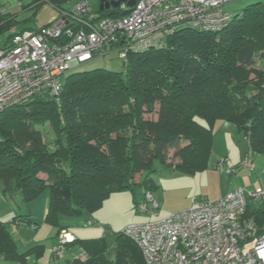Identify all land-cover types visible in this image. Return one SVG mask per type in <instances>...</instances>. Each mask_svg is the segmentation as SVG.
<instances>
[{
  "label": "trees",
  "instance_id": "trees-1",
  "mask_svg": "<svg viewBox=\"0 0 264 264\" xmlns=\"http://www.w3.org/2000/svg\"><path fill=\"white\" fill-rule=\"evenodd\" d=\"M46 1L59 11L66 0ZM126 13L98 11L104 17ZM231 16L214 32L178 27L165 48L129 54L125 72L73 71L64 76L59 96L37 95L2 109V192L30 203L47 190L43 221L58 234L66 228L60 215L93 213L110 194L134 185L151 192L154 162L166 165L169 148L177 159L170 164L174 171H204L219 119L242 134L247 155L264 154V6L251 4ZM15 23V14L0 13V32L9 33ZM153 113L156 119L145 117ZM244 218L264 234L263 209L247 206ZM77 244L86 257L66 264H144L122 232L115 236L112 259L101 241L74 239L69 248ZM43 255L41 244L19 252L0 222V261L26 264Z\"/></svg>",
  "mask_w": 264,
  "mask_h": 264
},
{
  "label": "built area",
  "instance_id": "built-area-1",
  "mask_svg": "<svg viewBox=\"0 0 264 264\" xmlns=\"http://www.w3.org/2000/svg\"><path fill=\"white\" fill-rule=\"evenodd\" d=\"M231 1L136 0L131 7L119 5L126 15L104 17L91 10L88 0H78L59 10L48 25L11 28L0 48V111L37 95L59 96L64 74L104 55L108 46L118 51L126 69L129 54L164 48L178 27L220 30L233 17L223 10ZM222 165L219 160L218 168ZM143 196L139 211L156 214L159 206L152 194ZM247 196L260 200L264 189L255 187ZM247 206L245 190L237 187L218 200L202 198L161 220L128 225L122 233L136 244L144 264H264V234L258 233L253 220L244 218ZM72 240L67 230H60L50 258L60 260ZM85 256L81 251L77 257Z\"/></svg>",
  "mask_w": 264,
  "mask_h": 264
},
{
  "label": "rangeland",
  "instance_id": "rangeland-1",
  "mask_svg": "<svg viewBox=\"0 0 264 264\" xmlns=\"http://www.w3.org/2000/svg\"><path fill=\"white\" fill-rule=\"evenodd\" d=\"M88 1L90 8L94 12H96L99 7V0ZM31 2H33V0H1L0 6L5 9L6 14L16 13L15 20L17 24L16 27L18 28H23L26 26L32 28L42 27L43 25L52 23L57 19L59 14L57 10L54 9L51 5L47 3H41V5L37 8H29ZM18 3L21 4V7H16L18 6ZM258 3L264 6V0H233L226 3L223 6V10L231 15H234L240 13L248 5ZM8 34V32H0V48H2L7 42ZM166 46L167 40L165 42V47ZM262 65L264 66V60H262V62L260 63L261 67H263ZM95 68H103L111 72L121 73L124 70L123 59L121 58L118 51L113 50L108 46L106 47L104 55L97 56L80 66L70 69L64 74V76L73 71H84ZM145 117L156 119L154 113L152 115H146ZM197 121L201 124H204L202 120ZM232 126L234 125L232 124ZM50 134V130L45 129L44 138L48 139L50 137ZM213 135L216 147L221 148L225 145L227 146V148H229L232 156L230 158L227 157V160H231L230 162H233L234 166L239 164V161L242 157L244 158L250 155L249 159L253 161H255L256 159V162L257 160H260L259 166L261 170L258 171L256 168V173L260 174L261 171H264V154L255 153L253 155H247L244 138L236 127L234 129V132H227L226 134L223 130H217L216 128L214 129L213 125L212 138ZM174 151V148L168 149L166 156V165L155 161L153 165V172L150 174L153 186H155L151 189V193L154 199L160 205L159 209L156 211V214L141 213L139 211L138 206L144 202V190L142 186L134 185L130 190L110 194L108 198L103 201L102 206L93 213L83 211L80 215L73 217H62V215H60L59 221L61 225L67 227L68 230L71 229V232L74 234L76 232V227L81 229H89V231L86 232V237H77V239L101 241L108 249L105 252V255L112 259L115 250H113L115 245V236L117 233L122 232L128 225L161 220L171 213L188 208L194 201H198L200 198H203V196H206L207 194V197L211 199L213 195H217L219 193V191L221 190V180H219V178L221 177V179L226 182L228 180V174L230 172H226V175L221 176L218 171L214 170L213 166L210 165L215 159L214 153H211L210 155L208 167L204 170V175L198 176L194 182L192 181L190 175L178 173L174 171L170 166V164L174 163L177 160L173 157ZM212 169L214 170V174L210 172L212 171ZM2 186L3 185L0 181V221L10 222L11 220H14V216L16 217V220L26 217L25 215L19 214L16 201H12L8 194H2ZM18 198L20 199L21 197L18 196ZM257 203L260 202L250 203L251 207H257ZM87 219L94 220V225L88 226L86 224ZM24 226L27 228V232L25 233L22 231V229L16 232V230H13L15 229L13 228V226V229H10V234L14 238L13 240L16 243L19 252L28 250L36 243H42V245H44L45 240L46 243L50 242L51 240H55L54 235L50 236V238H47L49 237L48 230L54 229V227H51V225L49 224H45L42 227L38 225V229H31L29 223L25 224V222H20V225L18 227ZM90 229H92V231H90ZM19 232L21 233V235ZM20 237L24 238L21 240ZM72 249L74 250H71L70 253V250L67 251L68 248H66L63 251V257L61 258V260H59L58 262L53 261L51 262V264H66L68 260H72L73 257L77 255L76 253H81L78 246H73ZM0 263L11 264L3 261H0ZM26 264L47 263L44 262V258L38 261L30 257Z\"/></svg>",
  "mask_w": 264,
  "mask_h": 264
},
{
  "label": "crops",
  "instance_id": "crops-1",
  "mask_svg": "<svg viewBox=\"0 0 264 264\" xmlns=\"http://www.w3.org/2000/svg\"><path fill=\"white\" fill-rule=\"evenodd\" d=\"M75 1L76 0H66V1H62V2L60 1L59 2L60 5H61L60 8H62V9L69 8L70 6H72V4ZM41 3H44V4L47 3V4H49L46 0H37L36 2H35V0H33V2H31V4H30L29 8L30 7L37 8V7H39L41 5ZM99 4H100V2H99ZM49 5H51V4H49ZM16 7H21V4L18 3V6H16ZM53 8L57 10V8H55V7H53ZM98 11L99 10H97L96 12H98ZM5 12H6L5 9H3L0 6V13H5ZM57 12H58V10H57ZM16 25L17 24L15 23V25L13 27H11V28H14L16 31L35 30V29L39 28V27L32 28V27H27V26L26 27H23V28H18V27H16ZM43 26H45V25H43ZM230 124H229V122H226V121H223V120H218L214 124V129L216 128L217 130H223L226 134H227V132H234L235 127L232 126V124L231 125ZM244 141H245L246 149H247V141L245 140V138H244ZM219 148L220 147H216L215 146V140H214V135H213V138H212V151H211V153H214L215 154V159H214L213 163L210 164V165H212L213 168H214V170L218 171L221 176L222 175H226L227 174L226 172H230L228 174L229 175L228 176V180L225 182L220 177L219 180H221V190L219 191V193L217 195H213L211 197V199H209L207 197L208 194L206 196H203V198H205L207 200H211V201L217 200V199L223 197L225 194H227L230 190H232V189H234L236 187H241V188H243L245 190V196H246V199L248 201V207H249V209L260 208V209H263L264 210V197L262 199H260V200L255 201V200L249 199L248 196H247V191H250V190L254 189L255 187H261V188L264 189V171H261L260 174H257L256 173V168H257L258 171L261 170V168L259 166L260 160H257V162H256V159H255V161H253V160L249 159V156L250 155L249 156H246L244 158L243 157L242 158L240 157L241 159L239 161V164L234 166L233 165V162H230L231 160H227V157L230 158L232 156L231 155L232 153L229 151V148H227V146H225V145L222 146L220 149ZM245 158H247V165H244L243 164ZM219 160H223V165H222L221 168H218V161ZM250 164L253 165L252 169L250 168ZM214 170L212 169V171H210V172L212 174H214V172H213ZM203 173H204V171L195 173L193 175H190L192 181L195 182V179L198 176L204 175ZM1 191H2V188H1ZM46 191H44L38 198H36L35 200H33L30 203H24L21 198L20 199L18 198V196L20 197V195H18V194L9 195V197H10V199L12 201L13 200L16 201V203H17L16 205H17V209H18L19 214L20 215H25L28 218V221H29L28 223H29L31 229L37 228L38 225L41 226L42 224L43 225L47 224V223H45L43 221L44 216H45V213H46V209H47L46 207H47L48 191H47V193H46ZM2 194H4V193L2 192ZM200 199H202V198H200ZM198 201H194V202H198ZM252 202H260V203H257V207L252 208L251 207V204H250ZM158 206H160L159 203H158ZM14 217H13V219H14ZM88 220H90V219H87V221ZM90 221H92L93 222L92 225H94V222L95 221L92 220V219ZM0 222H2V221H0ZM20 222H25V221H20V220H16L15 222H13L12 220L10 222L3 221V223L6 225V228L8 229L9 232H10V229H13V228H15L13 230H16V232L17 231H20V229H22V231L24 233L27 232V228L25 226L24 227H18L20 225ZM26 223L27 222H25V224ZM12 226H13V228H12ZM88 226H91V225H88ZM65 229H67V231L70 233L71 236H73L74 239H77V237H86L87 236V233L86 232L89 231V229H85V228L84 229H81V228H77L76 227L75 228V231L76 232L74 234V233L71 232V229L68 230L67 227ZM90 231H92V229H90ZM48 234H49V237H47V238H50V236H53L54 235L55 240H51L48 243L45 242L46 240L44 241V243L47 246L45 244L43 245L44 246V255L39 260H41V259L44 258V262L45 263L51 264V262H53V260L50 258L49 250L51 248H53L58 243V236H57V232H56V229L55 228L53 230L52 229L51 230H48ZM20 235H21V233H20ZM20 238L22 240L24 237H20ZM81 240H83V239H81ZM26 242H27V238H26ZM37 244L38 243H36L35 245H37ZM39 244L42 245V243H39ZM77 246L80 249V251H82V249L79 247L78 244H77ZM69 250H70V253H71V250H74V249L69 248V246H68V250L67 251H69ZM21 252H24V251H21ZM76 254L79 255V253H76Z\"/></svg>",
  "mask_w": 264,
  "mask_h": 264
},
{
  "label": "water",
  "instance_id": "water-1",
  "mask_svg": "<svg viewBox=\"0 0 264 264\" xmlns=\"http://www.w3.org/2000/svg\"><path fill=\"white\" fill-rule=\"evenodd\" d=\"M99 11L108 10L110 8H116L120 3H126L127 6L131 7L134 5L136 0H99Z\"/></svg>",
  "mask_w": 264,
  "mask_h": 264
},
{
  "label": "clouds",
  "instance_id": "clouds-1",
  "mask_svg": "<svg viewBox=\"0 0 264 264\" xmlns=\"http://www.w3.org/2000/svg\"><path fill=\"white\" fill-rule=\"evenodd\" d=\"M77 1H78V0H77ZM77 1H75V2H77ZM75 2H74V3H75ZM74 3H73V4H74ZM73 4H72V5H73ZM120 4H122V3H120ZM120 4H119V5H120ZM125 4H126V3H125ZM119 5H118V7H119ZM126 5H127V4H126ZM70 7H71V6H70ZM70 7H69V8H70ZM118 7H116V8L118 9ZM128 7H129V6H128ZM60 10H61V9H60ZM103 11H104V10H103ZM58 13H59V11H58ZM95 13L98 14V12H95ZM49 24H50V23H49ZM47 25H48V24H47ZM9 34H10V30H9ZM6 43H7V42H6ZM6 43H5V44H6ZM123 65H124V64H123ZM123 71L125 72V69H124ZM63 78H64V77H63ZM63 78H62V80H63ZM145 192H150V191H144L143 194H144ZM150 193H151V192H150ZM217 200H218V199H217ZM213 201H214V200H213ZM158 209H159V208H158ZM64 229H65V228H64ZM61 230H62V229H61ZM65 230H67V229H65ZM58 234H59V232H58ZM58 234H57V236H58ZM72 237H73V236H72ZM73 241H74V238H73L72 242H73ZM72 242H71V243H72ZM71 243H69V244L67 245L66 248H68V246H69ZM82 251H83V250H82ZM77 256H78V255H77ZM77 256H75V257H77ZM62 257H63V256H62ZM85 257H86V256H85ZM73 258H74V257H73Z\"/></svg>",
  "mask_w": 264,
  "mask_h": 264
}]
</instances>
